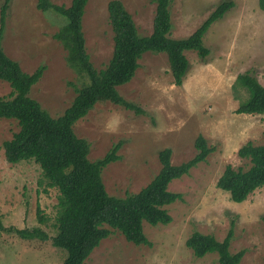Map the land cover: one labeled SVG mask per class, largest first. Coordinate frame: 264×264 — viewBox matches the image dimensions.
<instances>
[{"label": "rangeland", "instance_id": "1", "mask_svg": "<svg viewBox=\"0 0 264 264\" xmlns=\"http://www.w3.org/2000/svg\"><path fill=\"white\" fill-rule=\"evenodd\" d=\"M49 1L63 6L71 2ZM108 1L87 0L82 16L86 51L96 69L107 64L113 50ZM121 1L138 34H150L156 0ZM223 1H232V6L202 37L208 53L200 57L195 50L184 51L188 69L181 84L173 82L164 52H144L134 76L117 86L121 96L141 112L102 100L74 123L75 134L89 142L90 160L102 157L120 141L119 158L101 172L106 191L115 196L145 186L160 169L158 152L165 147L171 149L173 164L196 153L198 135L213 148L204 161L170 181L168 189L181 194L166 206L172 220L155 225L142 222L149 245H136L111 229L84 264H218L215 252L196 257L185 240L195 230L222 239L229 229L230 251L244 250L239 264H264V186L241 202L232 201L227 191L216 186L225 165L248 167V159L237 155L241 145L264 142V113L236 112L247 93L232 88L236 76L244 72L264 85V10L258 0H171L170 36L187 37ZM36 3L10 0L2 46L25 72L43 66L29 94L56 117L71 103L80 81L66 63V48L53 37L65 17L44 12ZM10 90L0 80V97ZM18 129L15 119L0 118V264H62L66 251L50 239L57 232V189L43 191L38 185L41 169L32 159L9 163L4 156L3 142ZM37 205L44 223L37 219ZM24 227H40L49 238H20L13 229Z\"/></svg>", "mask_w": 264, "mask_h": 264}, {"label": "trees", "instance_id": "2", "mask_svg": "<svg viewBox=\"0 0 264 264\" xmlns=\"http://www.w3.org/2000/svg\"><path fill=\"white\" fill-rule=\"evenodd\" d=\"M9 2L3 0L0 4V80L6 81L11 88L7 96L0 97V118L15 119L19 129L11 139L3 142L4 156L9 163L32 159L41 169L38 185L43 187V191L49 187L57 189V232L50 239L54 246L66 251L62 264H84L100 241L109 236L111 229L120 231L126 240L136 245H149L142 222L155 225L172 220L166 206L180 199L181 194L168 189L170 181L187 174L192 167L204 161L213 148L205 137L198 135L194 142L196 153L186 161L173 164L171 149L165 147L158 152L160 169L145 186L137 192L115 196L106 191L101 172L108 163L119 158L120 141L113 143L102 157L90 160L89 142L75 134L73 125L102 100L141 112L139 107L121 96L117 86L134 76L144 52H164L173 82L181 84L188 69L184 51L195 50L200 57L208 53L202 37L209 26L232 6V1L219 3L187 37L172 38L171 0H156L152 31L148 35L138 34L135 22L121 0H109L107 11L113 32V50L107 64L96 69L86 51L82 30L87 0H71L68 6L37 0L38 9L58 12L65 17V23L53 37L66 48V63L80 81L73 100L56 117L29 94L32 85L40 78L43 66L30 73L25 72L3 49ZM258 6L264 10V0H258ZM232 88L236 92L244 89L247 93L240 99L236 112L264 113V85L255 76L249 72L238 74ZM237 155L248 159V167L225 165L216 186L227 191L232 201L241 202L255 189L264 186V142L254 144L247 141L238 148ZM36 216L39 222L46 221L38 205ZM262 220L264 222V216ZM13 230L23 239L49 238L40 227ZM231 236V229L222 239L195 230L185 244L196 257L215 252L218 264H239L244 250L230 251Z\"/></svg>", "mask_w": 264, "mask_h": 264}]
</instances>
